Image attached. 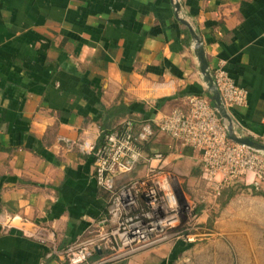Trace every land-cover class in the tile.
<instances>
[{
  "label": "crops",
  "instance_id": "0c3cea01",
  "mask_svg": "<svg viewBox=\"0 0 264 264\" xmlns=\"http://www.w3.org/2000/svg\"><path fill=\"white\" fill-rule=\"evenodd\" d=\"M179 17L202 40L211 74L222 67L246 91V104L228 109L238 135L264 143V0H0V215L40 223L65 247L106 214L108 198L73 141L98 144L126 119L138 126L187 96L210 99ZM144 150L162 153L183 181H204L200 153L165 133ZM195 248L171 241L121 264H202L186 257ZM49 249L0 227V264H67Z\"/></svg>",
  "mask_w": 264,
  "mask_h": 264
},
{
  "label": "built area",
  "instance_id": "2783aa9c",
  "mask_svg": "<svg viewBox=\"0 0 264 264\" xmlns=\"http://www.w3.org/2000/svg\"><path fill=\"white\" fill-rule=\"evenodd\" d=\"M212 77L227 110L246 104V91L222 67H216ZM157 132L200 153L203 180L217 193L245 175H251L253 183L264 180V152L231 141L226 123L210 99L190 95L185 106L172 108L157 121L145 120L136 126L126 119L104 132L98 144L87 139L73 141L81 153L93 157L95 181L108 195L106 214L83 236L60 249L52 231L18 214L0 215V227L17 229L48 244V255L67 264H121L138 252L157 247L174 226L169 207L173 204L171 175H176L163 168L162 153L144 150ZM140 166H145L143 173L118 182L121 175Z\"/></svg>",
  "mask_w": 264,
  "mask_h": 264
},
{
  "label": "rangeland",
  "instance_id": "374dc122",
  "mask_svg": "<svg viewBox=\"0 0 264 264\" xmlns=\"http://www.w3.org/2000/svg\"><path fill=\"white\" fill-rule=\"evenodd\" d=\"M175 176L171 175L173 204L168 206L174 226L160 245L178 240L197 244L186 257L203 258L202 264H213L215 259H226L225 264H264V183L252 188L236 181L217 193L204 181L189 184ZM229 189L235 193L222 204ZM163 203L167 207L160 200Z\"/></svg>",
  "mask_w": 264,
  "mask_h": 264
},
{
  "label": "water",
  "instance_id": "95a60500",
  "mask_svg": "<svg viewBox=\"0 0 264 264\" xmlns=\"http://www.w3.org/2000/svg\"><path fill=\"white\" fill-rule=\"evenodd\" d=\"M175 8L176 13L178 15V12L180 10V4L178 2L175 3ZM178 19L180 20V22L187 26L194 40V52L197 57L199 69L202 74V79L210 93V101L213 107L216 109L217 113L222 118V120L226 123L228 138L233 142L244 144L253 149L261 150L264 152V143L259 142L256 139L250 138L246 135H238V133L236 132L234 119L224 106L220 94L217 88L215 87L211 71L208 67V62L205 55L204 47L202 45V40L186 20L180 17Z\"/></svg>",
  "mask_w": 264,
  "mask_h": 264
},
{
  "label": "trees",
  "instance_id": "16d2710c",
  "mask_svg": "<svg viewBox=\"0 0 264 264\" xmlns=\"http://www.w3.org/2000/svg\"><path fill=\"white\" fill-rule=\"evenodd\" d=\"M252 188H254V187H252ZM234 193H235L234 191H231V190L228 191L226 200L222 204H224L230 197H232L234 195Z\"/></svg>",
  "mask_w": 264,
  "mask_h": 264
},
{
  "label": "bare ground",
  "instance_id": "6f19581e",
  "mask_svg": "<svg viewBox=\"0 0 264 264\" xmlns=\"http://www.w3.org/2000/svg\"><path fill=\"white\" fill-rule=\"evenodd\" d=\"M155 223L158 225L160 224L158 220H155ZM160 227V225H158Z\"/></svg>",
  "mask_w": 264,
  "mask_h": 264
}]
</instances>
